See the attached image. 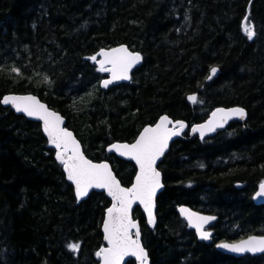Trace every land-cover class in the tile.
Here are the masks:
<instances>
[{
	"label": "trees",
	"instance_id": "obj_1",
	"mask_svg": "<svg viewBox=\"0 0 264 264\" xmlns=\"http://www.w3.org/2000/svg\"><path fill=\"white\" fill-rule=\"evenodd\" d=\"M119 45L144 62L131 82L102 89L108 74L91 57ZM8 94H34L60 112L87 156L109 161L127 187L136 166L108 146L134 142L165 114L188 122L159 165L156 228L135 209L151 264H264V254L216 248L264 235V204L254 202L264 182V0H0V264H99L111 200L93 191L78 202L41 123L3 106ZM221 106L245 108L247 120L192 136ZM181 205L218 216L211 242Z\"/></svg>",
	"mask_w": 264,
	"mask_h": 264
},
{
	"label": "snow or ice",
	"instance_id": "obj_2",
	"mask_svg": "<svg viewBox=\"0 0 264 264\" xmlns=\"http://www.w3.org/2000/svg\"><path fill=\"white\" fill-rule=\"evenodd\" d=\"M244 31L249 38L254 35L252 27L245 22ZM103 60L98 61L100 71L111 72L112 80L129 79V71L141 60L139 54H133L125 47L113 49L108 52H101ZM95 60L96 57H91ZM110 65V67L106 66ZM216 68L211 69V75H215ZM211 79V76H209ZM112 80H106L104 87H107ZM196 102V97H189ZM4 104H12L16 111L25 112L28 116H35L44 122V130L48 134L51 143L60 149L57 153V159L65 166L68 179L74 181L76 186V195L82 198L88 194L91 188L107 189L115 201L111 208L108 209V219L104 224L106 233L105 239L110 247L102 248L97 255L103 258L104 264H121L126 255L137 256L141 264H147V253L139 241V226L130 216L132 204L139 201L148 214L149 223H155L153 210L155 207L154 197L159 188L162 187L160 182V173L156 171L155 163L163 155L169 139L173 135H179V131L169 129L168 124L172 123L168 117H163L155 128H146L143 135L131 145L117 144L113 145L121 155H127L134 159L139 165V175L136 176V182L131 188H123L120 182L116 180L107 164H94L86 159L80 151V146L72 133L62 128L63 120L56 113L49 111L45 105L41 104L35 97L26 96H7L3 99ZM219 115L221 118H228L232 115L243 118L246 113L243 109H233L230 112L219 110L214 113V118ZM212 121L209 122V130H214ZM184 124L179 123V128L183 129ZM200 131L203 135V129H193ZM257 197H264V183L259 186ZM193 227L200 231L202 239H209L210 233L203 230V225L207 224L214 217L198 216L182 209ZM133 230H135V239H133ZM222 248L229 249L233 252H264V238L250 237L247 240L236 244L223 243L219 245ZM70 249L77 251L78 244H70Z\"/></svg>",
	"mask_w": 264,
	"mask_h": 264
},
{
	"label": "water",
	"instance_id": "obj_3",
	"mask_svg": "<svg viewBox=\"0 0 264 264\" xmlns=\"http://www.w3.org/2000/svg\"><path fill=\"white\" fill-rule=\"evenodd\" d=\"M120 47H125L128 49L129 52L133 53V54H139L140 57H141V60L136 63L132 68L131 70L129 71L128 75H129V79H123V80H112V73L111 72H107L108 73V77L103 79L100 83V86L102 89H109L113 86H116V85H119V84H122V83H129L131 82L132 80V75H133V72L138 68L140 67L143 62H144V57L141 53L139 52H135L133 50H131L127 45H119V46H116V47H113V48H110V49H103L101 50L100 52H98L97 54V57H98V61L100 60H103L104 57L100 55L101 52H105V51H112L113 49H117V48H120ZM98 65L100 66V64L98 63ZM108 67H110V65H106ZM217 69V68H216ZM219 74V70L217 69V72L215 75L213 76H217ZM106 80H112V83H110L107 87H104V82ZM7 96H19V97H26V96H31V97H35L36 100H38L41 104L45 105L46 108L51 111V112H54L56 113L58 116H60L63 120V123L61 125L62 128L66 129L68 132L72 133V136L75 138V140L78 142L79 146H80V151L83 153L84 157L90 161H92V163L94 164H107L109 169L111 170L112 174L115 176L116 180H118L120 182V186L123 187V188H131L135 182H136V176L139 175V165L137 164V162L132 159L131 157L127 156V155H121V153L119 151H117L115 148H113V145H117V144H120V145H123V144H128V145H131V144H134L139 138L141 135H143L144 133V130L146 128H155L157 124H159L160 120L163 118V117H168V119L172 122L170 124H168V128L169 129H174V130H177L179 131V135H173L169 141H168V144H167V148L165 149L164 153L162 156L159 157V159L156 160V163H155V168H156V171H158L160 173V182L162 184V187L159 188L155 194V197H154V204H155V207H154V210H153V215L155 217V223L154 224H151L149 223V220H148V214L144 208V206L142 204L139 203V201L135 202L132 204V207H131V210H130V216H131V219L138 224L139 226V241H140V244L141 246L143 247V249L145 250V252L147 253V264H151V259L149 257V252L148 250L146 249L144 243H143V236H142V227H141V222L139 219H136L135 218V209L137 207L141 208L142 212L145 214V217H146V221H147V225L149 226L150 229H155L156 228V225L158 223V216H157V204H158V197L160 195L161 192H163V190L165 189V184H164V177H163V173L162 171L159 169V165L161 163V161L164 159V157L167 155V153L170 151V148L172 146V144L179 138H182L183 137V134L189 129V123L184 121V120H174L172 117L168 116V115H162L159 120L153 124V125H146L142 131L139 133L138 137L136 138V140L132 143H128V142H114L112 144H110L107 148V150L111 153H115L117 155V157L123 159V160H126V161H130L132 162L135 166H136V169H137V172H136V175L134 177V180H133V183L130 187H127L125 185L122 184L121 180L118 178L116 172L114 171L113 169V166L112 164L109 162V161H94L92 160L91 158H89L85 152V148H84V145L83 143L81 142V140L77 137V135L75 134V132L73 130H71L68 126H67V119L58 111H56L55 109L51 108L46 102H44L43 100H41L40 97L34 95V94H8L4 97H7ZM192 96H195L196 97V101L198 99V94H191L189 95V97H192ZM3 97V99H4ZM188 97V99H189ZM3 99H2V104L3 106L5 107H8L10 106L12 108V110H14L17 114L19 115H23L25 116L26 118L30 119V120H33V121H37V122H40L41 125H42V130H43V133L44 135L46 136L48 142H49V145L55 149L56 151V157H57V153L60 151V149L56 148L55 145H53L51 143V140L48 136V134L45 132L44 130V122L43 120L35 117V116H28L25 112H18L16 111V108L14 105L12 104H4L3 103ZM189 101L191 103H196V102H193L192 100L189 99ZM233 109H243L244 112L246 113V115L241 118L239 116H236V115H232L228 118H221L219 115H217L215 118H214V113H218L219 110H223L224 112H230L231 110ZM247 116H248V113H247V110L241 106H232V107H218L216 109H214L211 114L209 115V117L201 122V123H197V124H194L192 125L191 129H190V132L193 136H196L198 135L200 137V139H205L209 136H214L218 130H222V129H226L233 121H242V122H245L247 120ZM212 121V125L210 127H214V130H209V127H205V126H209V122ZM179 123H183L184 124V127L183 129H180L179 128ZM193 129H203V135H201V132L200 131H193ZM64 171H65V174H66V177H67V180L74 186V189H75V194H76V186H75V183L74 181L72 180H69L68 179V173H67V170L64 166ZM264 183V182H263ZM95 191V192H101V193H105L106 196L111 200V205L107 208L106 210V215H105V220H104V223H103V226H102V231H103V234H104V246L102 248H108L110 247V245L108 244V241L105 239V236H106V233L104 231V224L105 222L107 221L108 219V209L112 207V205L115 203L113 197L111 195H109L107 189H104V188H91L89 189L88 191V194L82 198H78L77 195H76V198L78 200V202H82L83 200H86L90 194ZM259 191V189H258ZM257 191V192H258ZM256 192V193H257ZM256 193L254 195V201L255 203L257 204H264V197H257L256 196ZM182 209H187L189 212L191 213H195L196 215L198 216H204V217H214L215 219L211 220L210 222H208L207 224H204L203 225V230L205 232H209L206 230L207 227H209L210 225L214 224L217 220H218V216L216 215H213V214H207V213H203V212H200V211H197L195 209H193L192 207L188 206V205H181L178 207V213L181 215L182 218H184L187 223L189 224L190 228L194 229L196 231V234L197 236L199 237L200 240H203V241H210L212 239V233L209 232L211 235H210V238L209 239H202L201 238V235H200V231L196 228V227H193L192 226V223L189 221L188 217L185 215V213L183 211H181ZM135 230H133V239H135ZM250 237H256V238H264V235L262 234H253V235H250L244 239H241L239 241H222V242H219L217 244V249L226 253V254H229V255H232V256H235V257H243V256H246V255H252V256H259V255H263L264 252H261V251H257V252H251V251H246V252H233L229 249H225V248H222L220 247L219 245L223 244V243H228V244H236V243H239L241 241H244V240H247L249 239ZM101 248V249H102ZM98 256V255H97ZM99 260H100V263L99 264H104V261H103V258L98 256ZM130 259H133L135 260L136 264H141V261L140 259L137 257V256H133L131 254L129 255H126L123 260L121 261V264H127V262L130 260Z\"/></svg>",
	"mask_w": 264,
	"mask_h": 264
},
{
	"label": "flooded vegetation",
	"instance_id": "obj_4",
	"mask_svg": "<svg viewBox=\"0 0 264 264\" xmlns=\"http://www.w3.org/2000/svg\"><path fill=\"white\" fill-rule=\"evenodd\" d=\"M210 230H212V232L214 233V231H213L212 227L210 228Z\"/></svg>",
	"mask_w": 264,
	"mask_h": 264
}]
</instances>
